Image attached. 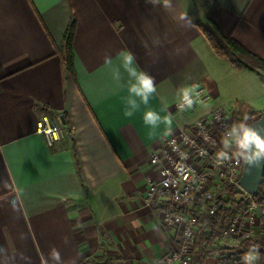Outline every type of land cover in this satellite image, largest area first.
<instances>
[{
    "label": "crops",
    "instance_id": "crops-1",
    "mask_svg": "<svg viewBox=\"0 0 264 264\" xmlns=\"http://www.w3.org/2000/svg\"><path fill=\"white\" fill-rule=\"evenodd\" d=\"M73 19L75 80L60 55ZM208 19L264 59V0H0V264H58L53 248L59 264H157L177 247L175 231L143 205L152 154L218 107L264 110V75L219 58L195 24ZM125 50L157 89L131 117L129 78L121 70L115 81L105 63L118 65ZM191 84L204 103L180 112L174 94ZM164 99L167 135L142 118ZM44 115L65 130L53 146L37 131ZM253 246L264 264L254 242L240 264Z\"/></svg>",
    "mask_w": 264,
    "mask_h": 264
},
{
    "label": "built area",
    "instance_id": "built-area-1",
    "mask_svg": "<svg viewBox=\"0 0 264 264\" xmlns=\"http://www.w3.org/2000/svg\"><path fill=\"white\" fill-rule=\"evenodd\" d=\"M201 99L205 90L198 85ZM232 123V111L218 107L184 125L150 159L156 177L148 179L143 205L155 209L165 227L178 235V245L157 264H194L201 217L214 215L229 197V187L238 192L239 206L232 214L217 243L220 264H240L237 255L243 242L261 235L264 229V187L256 195L239 184L243 160L217 157L222 148L223 130ZM37 131L49 146L61 139L65 130L58 119L47 115L37 123ZM261 196L259 199V196ZM78 264H96L88 258Z\"/></svg>",
    "mask_w": 264,
    "mask_h": 264
},
{
    "label": "clouds",
    "instance_id": "clouds-1",
    "mask_svg": "<svg viewBox=\"0 0 264 264\" xmlns=\"http://www.w3.org/2000/svg\"><path fill=\"white\" fill-rule=\"evenodd\" d=\"M190 22V21H189ZM119 64L113 66L112 60L105 61L111 66L112 77L119 82L122 71L127 74V92L125 98L126 108L125 116L131 117L138 110L141 104L147 106L150 98L156 92L154 77L139 68L135 56L130 51H122L119 56ZM195 84L182 86L174 95L176 106L180 112L192 109L197 103H204L201 99V93L197 90ZM163 107L159 111L147 108L143 112V121L146 125L156 128L163 124L165 126L164 135L170 131L173 123V117L167 111L169 101L162 100ZM161 113H164L161 115ZM231 156L238 157L247 164H256L264 160V136H261L256 128L248 123V117L245 115L242 119L230 123L224 130L222 136V148L217 152V157L221 160H227ZM52 259L60 261L59 251L51 249ZM261 253L255 246L250 247L242 256L243 264H258Z\"/></svg>",
    "mask_w": 264,
    "mask_h": 264
},
{
    "label": "trees",
    "instance_id": "trees-1",
    "mask_svg": "<svg viewBox=\"0 0 264 264\" xmlns=\"http://www.w3.org/2000/svg\"><path fill=\"white\" fill-rule=\"evenodd\" d=\"M196 26L207 40L213 52L221 59L225 60L234 70H250L259 75H264V59L246 49L242 44L235 40L231 35H224L218 25L208 19L207 21H197ZM75 30V20L73 19L66 29L64 44L60 53L68 73L75 80L74 56L72 51V39ZM261 111L253 109L242 101H236L232 109L233 121L248 117L251 123ZM264 187V174L259 188V192ZM229 197L226 202L220 205L216 213L212 216L203 214L199 227V238L197 242V253L195 264H220V258L214 259L217 252V243L227 227L230 217L239 206L237 199L238 192L232 187L228 188ZM259 194L257 195V197ZM254 244L264 245V237L254 239ZM251 241L243 242V249H247Z\"/></svg>",
    "mask_w": 264,
    "mask_h": 264
},
{
    "label": "water",
    "instance_id": "water-1",
    "mask_svg": "<svg viewBox=\"0 0 264 264\" xmlns=\"http://www.w3.org/2000/svg\"><path fill=\"white\" fill-rule=\"evenodd\" d=\"M61 122L65 123L64 117H61ZM249 124L253 125L261 136H264V110ZM263 174L264 160L251 165L243 161L239 184L249 194L256 195L259 191Z\"/></svg>",
    "mask_w": 264,
    "mask_h": 264
},
{
    "label": "rangeland",
    "instance_id": "rangeland-1",
    "mask_svg": "<svg viewBox=\"0 0 264 264\" xmlns=\"http://www.w3.org/2000/svg\"><path fill=\"white\" fill-rule=\"evenodd\" d=\"M254 97H256V98H257V96H254ZM242 102H243V101H242ZM228 109H229V108H228ZM261 112H262V111H261ZM260 198H261V196H259V199H260ZM195 263H196V262H195ZM195 263H194V264H195Z\"/></svg>",
    "mask_w": 264,
    "mask_h": 264
}]
</instances>
